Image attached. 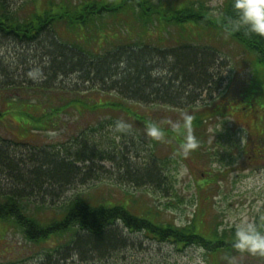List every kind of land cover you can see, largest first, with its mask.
<instances>
[{
	"label": "rangeland",
	"instance_id": "obj_1",
	"mask_svg": "<svg viewBox=\"0 0 264 264\" xmlns=\"http://www.w3.org/2000/svg\"><path fill=\"white\" fill-rule=\"evenodd\" d=\"M139 1L146 2L149 14L158 12L149 24L128 0H3L5 15L20 21L45 12L75 16L84 5H102L86 15V24L72 26L63 20L52 27L61 43L91 54H137L141 44L156 52L186 44L218 53V89L183 108L126 100L93 89L75 73L48 84L50 65L42 41L3 43L0 64L10 75L0 77V151L20 166H32L30 156L40 149L65 155V149L84 144L107 153L97 180L59 189L56 196L30 197L26 192L21 200L26 214L48 225L61 219L69 202L80 196L95 206H122L156 226L191 228L208 239H221L224 233L229 239L241 221L264 224V66L256 63V53L215 25L232 0ZM107 6L116 9L108 11ZM186 9L200 17L201 11L213 24L202 17L179 23L177 13ZM185 114L192 117L187 125ZM118 121L125 127L118 128ZM148 123L161 129L160 139L146 135ZM189 136L194 146L184 149ZM125 163L146 171L156 164L164 171V183L135 185L125 175ZM15 186L12 180L0 182V198ZM124 228L125 244L102 257L75 248L76 231L32 242L12 220H0V264H264V258L246 252L208 254L198 245L161 242Z\"/></svg>",
	"mask_w": 264,
	"mask_h": 264
},
{
	"label": "trees",
	"instance_id": "obj_2",
	"mask_svg": "<svg viewBox=\"0 0 264 264\" xmlns=\"http://www.w3.org/2000/svg\"><path fill=\"white\" fill-rule=\"evenodd\" d=\"M128 1L131 3L134 1L142 10L140 19L143 23L151 22L153 12L150 14L147 12L149 7L146 6V2ZM128 5L130 4L126 6ZM80 9L81 11L75 16L65 13H58L55 16L51 12H45L43 15H35L30 21H20L5 15L6 6L3 0H0V46L3 43L18 45L22 43L26 46L42 41L44 58L50 65L45 74L48 78L46 83H56L59 77H67L75 73L82 81L93 85V89L116 93L123 99L138 103L153 104L156 101H163L176 107H186L188 103L198 101L204 92L212 95L218 89V77L215 75L217 52L213 48L179 45L171 50L156 52L150 50V47L142 46L136 50L137 54L122 55L124 50H119L111 57L106 54L87 53L75 46L64 45L54 34L52 28L54 22L65 20L72 26L86 24V15L100 11L103 6L88 4ZM105 9L111 11L116 8L107 6ZM200 15L202 17V14ZM235 15L231 2L218 21L219 25L246 49L256 53L258 63L264 66V37L256 35L246 37L243 35V29L229 31L227 22L230 18H235ZM176 17L179 23L199 22L201 19L192 9L178 12ZM204 18L206 21L209 20L207 17ZM9 75L10 73L7 74L0 64V77L5 78ZM79 85L81 84L78 83ZM75 103L85 107L82 101ZM77 147L73 150L65 149V155L40 149L39 154L30 156L32 166L23 162H20L22 166L16 165V161L8 158L7 151L4 149L0 151V182L8 183L12 180L15 187L18 186V189L14 187L10 194L0 198V220H12L32 242L49 240L54 234L62 235L70 230L76 231L74 246L78 250L81 249L85 255L92 251L104 257L123 246L125 243L120 227L145 232L161 242L202 246L210 254L239 252L232 247L235 231L229 239L227 233H224L221 239L207 240L193 232L191 228L156 226L145 219L135 217L122 206H95L84 201L80 196L69 202L61 213V219L52 221L48 225L27 215L21 205L22 197L27 195L26 192H29L30 197L56 196L59 189L86 180L98 179L96 172L101 167L100 164L106 162L107 153L105 150L99 153L96 148L90 150V147L84 144ZM122 159H125V156ZM123 165H125L123 166L125 175L137 186L143 184L160 186L164 183L163 170L159 172L156 164L148 171L137 166L136 169L130 168L126 166L127 163ZM81 166H85L84 169H80Z\"/></svg>",
	"mask_w": 264,
	"mask_h": 264
},
{
	"label": "clouds",
	"instance_id": "obj_3",
	"mask_svg": "<svg viewBox=\"0 0 264 264\" xmlns=\"http://www.w3.org/2000/svg\"><path fill=\"white\" fill-rule=\"evenodd\" d=\"M232 8L235 11V18H230L227 22L228 30H241L243 35L249 37L256 35L264 37V0H232ZM191 115L185 114L186 125L190 123ZM118 128L125 125L118 121ZM146 135L153 139H160L163 132L155 123L146 125ZM194 146L192 138L189 136L187 142L181 147L187 149ZM232 247L246 252L252 256L264 258V231L258 230L254 225L241 221L235 225V232Z\"/></svg>",
	"mask_w": 264,
	"mask_h": 264
}]
</instances>
